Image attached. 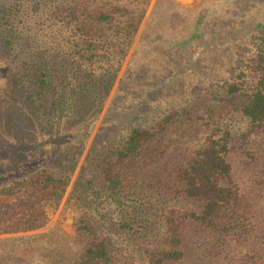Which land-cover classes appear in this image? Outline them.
<instances>
[{"label":"trees","instance_id":"trees-1","mask_svg":"<svg viewBox=\"0 0 264 264\" xmlns=\"http://www.w3.org/2000/svg\"><path fill=\"white\" fill-rule=\"evenodd\" d=\"M104 2L0 0V57L16 58L10 86L21 119L44 136L65 134L67 126L82 130L54 144L56 166L1 190L9 199L0 202L1 256L21 264L15 261L28 249L38 252L22 243L28 239L48 246L47 257L64 264L62 255L54 258L63 241L60 224L21 235L45 229L49 209L72 188L82 250L67 264H183L187 241L201 232L211 264H264V23L249 35L251 56L230 79L198 87L178 107L156 110L143 93L133 102L135 112H146L141 123L120 139L108 136L92 146L81 163L83 142L149 6L148 0ZM195 40L202 43L203 36L177 43ZM129 84L126 78L121 85ZM121 88L114 109L130 104ZM236 113L249 127L234 138L221 120ZM180 133L195 138L169 153Z\"/></svg>","mask_w":264,"mask_h":264},{"label":"rangeland","instance_id":"rangeland-1","mask_svg":"<svg viewBox=\"0 0 264 264\" xmlns=\"http://www.w3.org/2000/svg\"><path fill=\"white\" fill-rule=\"evenodd\" d=\"M104 1L107 0H103V4ZM121 1L127 4L134 0ZM148 1L147 14L131 44L106 107L98 117L91 136L83 142L86 144L82 149L81 163L92 146L99 147V143H103L108 136L120 139L132 126L141 123L146 112H135L133 102L141 99L143 93H149V106L156 107V110L165 109L168 105L178 107L183 96L193 93L198 87L210 85L217 78L230 79L238 72L239 64L251 56L249 35H253L255 28L264 23V0ZM133 8L131 5V10ZM200 35L203 36L202 43L196 40L195 43H177L186 39L192 41ZM15 60L11 56L0 57V192L40 167L56 166V150L59 147L54 144H63L74 133L78 135L82 132L81 127L73 130L67 126L65 134L53 137L41 135L26 126L19 114L21 107L14 102L10 86V77L19 69ZM126 78H130V84L121 85ZM163 81H168L165 88L157 89L156 86ZM120 87L128 91L130 104L124 103V107L114 109L111 104L116 100ZM243 102L246 103L245 100ZM109 114L118 118L109 117ZM202 114L206 116V111ZM221 125L235 138L248 129L249 120L236 113L222 119ZM188 138L194 139L195 136H182V133L174 136L173 140L177 143L169 153L175 152L181 143L190 142ZM78 173L75 172L72 184ZM71 189L57 209H49L50 222L45 229L21 235L24 238L46 233L60 224L63 241L55 249L60 253L54 254V258L62 255L64 264L76 259L82 250L78 241L79 215L75 212L74 202L69 200ZM7 198L0 195V202L9 200ZM207 239L208 236L201 232L187 241L188 258L183 264H211L204 250ZM22 243L38 247V252L28 249L24 260L15 262L56 263L47 257L49 250L44 249L48 247L45 244L28 239ZM2 250L0 264H12L1 256Z\"/></svg>","mask_w":264,"mask_h":264}]
</instances>
